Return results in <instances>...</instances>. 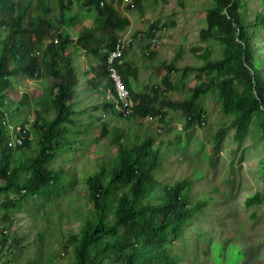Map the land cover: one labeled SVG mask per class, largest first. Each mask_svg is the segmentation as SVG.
<instances>
[{
  "label": "rangeland",
  "instance_id": "obj_1",
  "mask_svg": "<svg viewBox=\"0 0 264 264\" xmlns=\"http://www.w3.org/2000/svg\"><path fill=\"white\" fill-rule=\"evenodd\" d=\"M42 1L52 8L48 17L61 21L58 1ZM105 1L121 20L127 21L110 32L115 37L123 32V36H132L124 56V68L136 71L130 91L156 97L165 122L122 118L112 108L105 109L104 103L109 100L103 93L108 87L104 81L91 80L93 72L103 64L88 55L76 40L83 28L94 25L95 10L73 1L71 9L64 12L70 21L65 20L61 30L79 48L74 50L71 43L79 80L75 100L80 110L73 116L74 123L67 125L68 132L60 139L55 155L45 163L57 175L31 194L21 189L30 178V171L21 169L15 186L0 191V264L77 263L81 234L96 222L89 179L104 169L101 183L106 185L110 171L107 163L116 159L120 146L116 143L118 136L129 148L138 142L151 144L158 160L153 174L158 185L151 205H161L166 189L185 183L187 202L192 206L200 204L201 208L163 231L144 228V232L152 230V235H157L158 244L147 242L135 250H121L117 244L127 231L123 224L119 225L114 209L125 212L121 199L124 195L132 199V194L129 187L120 186L115 198L100 197L108 205L105 225L116 227V234L104 235L99 243L91 241L86 249V264H123L127 257L133 264H264V107L254 113L244 132L239 130L235 123L240 105L232 99V90L240 81H232L227 75L229 65L222 63L227 58L229 36L223 31L218 37L204 34L208 31L207 9L215 3L223 7L224 1L137 0L133 9L117 0ZM239 2V16L250 26L256 66L264 79V31L262 25L256 24L264 16V0ZM38 3L39 0H23V5L32 7L28 20H36L33 16ZM96 6L94 2L93 7ZM99 35L108 37L109 28ZM222 39L226 44H221ZM102 52L99 48L98 53ZM51 85L42 75L29 78L20 73L11 77L7 91L0 93V108L8 113L10 124L17 119L35 121L34 102L47 100ZM156 87L159 90L155 95ZM195 92L198 94L194 107L200 112V119L187 128L188 116L182 104ZM25 93L28 102L21 106ZM52 115V107L47 114L42 113L48 119ZM30 136V149L18 157L11 155L10 168H17L19 163L29 166L36 152L33 129ZM7 138L8 134L4 143ZM2 149L5 146L0 147V170ZM0 184H4L1 178ZM259 194L261 201L246 205L247 199ZM4 214H8V222L3 219ZM146 218H150L149 213ZM140 223L146 227L145 219ZM161 243L167 257L160 255ZM160 258L176 261L159 263Z\"/></svg>",
  "mask_w": 264,
  "mask_h": 264
},
{
  "label": "trees",
  "instance_id": "obj_2",
  "mask_svg": "<svg viewBox=\"0 0 264 264\" xmlns=\"http://www.w3.org/2000/svg\"><path fill=\"white\" fill-rule=\"evenodd\" d=\"M57 1L61 21L48 17L49 13H52V8L42 0H39L35 7L36 13L33 17L36 20L30 21V18L28 20L27 17L31 13V5H23V0H0V93L7 91L10 86V78L20 73L29 78L42 75L52 82L46 94L47 100H35L34 102L37 107L35 121L27 122L26 120L19 121L17 119L15 123L11 124L20 126L23 130L19 135L22 140L21 145L8 146V126L4 124V121L8 120V113L3 112L0 108V147L5 146V149H2V168L0 170V178L4 184H0V191H8L15 186V179L21 169L30 171V178L21 186V189L31 194L37 193L49 179L57 175L48 170L45 163L55 155V150L61 145L60 139L64 138L68 132L67 125L74 123L73 116L80 110L75 100L79 80L72 59L74 54L70 53L71 50H77L78 47L75 42H71L66 31L61 30V27L65 28L63 26L64 21L66 20L68 23L70 21L69 17H64V12L69 8L71 9L72 2L75 0ZM76 1L85 4V6H92L91 10H95L94 25L91 28H83L76 40L77 44L81 45L88 55H91L98 63L103 64V66L99 65L97 67L91 79L99 81L105 75L106 55L112 49L115 41V35L110 31L111 29H120L121 24L126 25L127 21L121 20L118 13L111 7H101L100 0ZM223 1V7L215 3L207 9L206 24L208 31L204 34L218 37L219 32L223 31L229 36V43L227 44L225 42L226 38L222 39L223 43L221 44H226L228 47L225 53L227 58L222 63L229 65L228 77L232 81L236 79L240 81L237 89L232 90V99L237 100L240 105L239 120L235 125L239 127L240 131L244 132L250 125L254 113L264 107V79L256 66L255 46L252 42L250 26L239 16L240 0ZM94 2H97L96 7H93ZM137 2V0H134V4H137ZM256 24L262 25V31H264V16L258 18ZM108 28L109 36L102 38L99 32ZM71 43L75 45L73 49H71ZM99 48L103 49L101 54L98 53ZM124 56L125 51L118 59L116 68L123 77L128 89L132 91L130 82L131 77H135L136 71L124 68L126 64ZM106 86L109 87V84ZM158 90L159 87L154 89L155 95L158 94ZM105 92L103 96L109 100L104 103L106 104L105 109L112 108L116 113H119L115 107L113 108V99L107 98ZM131 93L134 100L133 113L122 117L124 114L121 112L119 115L122 118L143 121L146 116L160 115L161 122H165L162 106L157 105L155 102L156 97L150 98L147 95ZM197 94L198 92H195L192 97L182 104V108L185 109L184 112L188 116L187 128L193 126L200 119V112L194 107ZM27 102V94H22L21 106H25ZM50 107L53 109L52 117L50 119L43 117L42 113L47 114ZM8 123L10 124L9 120ZM29 123L31 124L28 125ZM32 129L36 136L34 140L36 152L30 159L29 166H23L19 163L17 168H10L11 155L18 157L23 151L30 149ZM103 131L106 132V128ZM7 134L8 138L4 143L3 140ZM116 143H120V146L116 159L107 163L110 171L106 176V185L101 183V177L105 173L104 169H101L96 173V176L89 179L96 222L93 228L88 225L81 234L82 238L77 248L76 264H86L89 258L86 255V249L91 241L99 243L104 235L116 234V227L107 228L105 225L108 205L104 199H100L101 196L105 198L108 195L115 198L122 187L127 186L130 188L132 199H128L127 195H124L121 199L125 212L121 211L120 208L114 209L119 218V225L123 224L127 231L125 238H122L121 243L117 244L121 250H135L147 242L148 245L151 243L158 244L157 235H152V230L144 232V228L152 229L155 227L157 232L163 231L172 227L181 219L190 218L195 209L198 211L201 208L200 204L192 206L187 202L184 193L187 189L185 183L166 189V196L161 205H151L150 199L158 185L153 180V174L158 168V160L153 156L151 144H149V141L142 144L138 142L132 148H129L122 142L120 136L116 138ZM261 169L264 178V165ZM261 198V194L253 196L247 199L246 205L253 206L261 201ZM148 213L150 218L147 219L146 214ZM3 219L8 222V214H4ZM141 219L146 220V227L140 223ZM138 229H141V231L139 232ZM78 240V238H75V241ZM163 245L161 243L160 255L167 257L162 249ZM128 258H124L123 264H133L132 260ZM166 260L176 261L160 258L158 262L163 263Z\"/></svg>",
  "mask_w": 264,
  "mask_h": 264
},
{
  "label": "built area",
  "instance_id": "obj_3",
  "mask_svg": "<svg viewBox=\"0 0 264 264\" xmlns=\"http://www.w3.org/2000/svg\"><path fill=\"white\" fill-rule=\"evenodd\" d=\"M129 41L130 39L128 35L117 39L113 46V49L109 52L106 58L105 81H108L109 83V87L106 92L107 98L113 99L114 107L119 113L122 112L124 116H129L133 113L134 100L132 98L131 92L124 83L123 78H121V75L117 71L116 63L118 62V59L121 58L122 52L128 46ZM159 120V116H149L146 119V121L150 123H157ZM4 124L8 126V146L21 145L22 140L19 135L23 131L22 128L20 126H13L9 124L8 120L4 121Z\"/></svg>",
  "mask_w": 264,
  "mask_h": 264
},
{
  "label": "clouds",
  "instance_id": "obj_4",
  "mask_svg": "<svg viewBox=\"0 0 264 264\" xmlns=\"http://www.w3.org/2000/svg\"><path fill=\"white\" fill-rule=\"evenodd\" d=\"M117 1H120L123 5H125V7H129L130 9H133L134 8V6H135V4L134 3H132V0H117ZM100 6L102 7V6H109V7H111L113 10H114V8L111 6V4H109V3H107L105 0H100ZM89 7V6H88ZM124 33V32H123ZM123 33L121 34V35H118L117 37H115V41H114V43H113V46H114V44H115V42L117 41V39H119V38H122L123 37ZM126 35H128L129 36V39H130V41H129V43L132 41V36L130 35V34H126ZM128 46H129V44H128ZM127 46V47H128ZM126 47V48H127ZM126 48L124 49V51L126 52ZM112 49H113V47H112ZM112 49H110L109 51H108V53H107V55L109 54V52L112 50ZM107 55H106V58H107ZM104 68H105V75L101 78V81H104V83L107 85V84H109L108 83V81H105V77H106V60H105V63H104ZM121 78H123V77H121ZM125 83V82H124ZM127 86V85H126ZM128 88V87H127ZM108 89V88H107ZM130 91V90H129ZM105 94H106V92H105ZM131 95H132V93H131ZM113 108H114V106H113ZM118 115H119V113H117ZM149 116H151V115H149ZM149 116H146L145 117V119H144V121H146V119H147V117H149ZM157 116H159L160 117V120L159 121H161V116L160 115H157ZM157 116H152V117H157ZM105 117V116H104ZM122 117H126V116H122ZM158 121V122H159ZM147 122V121H146ZM157 122V123H158ZM147 123H150V122H147ZM154 123V122H153Z\"/></svg>",
  "mask_w": 264,
  "mask_h": 264
}]
</instances>
